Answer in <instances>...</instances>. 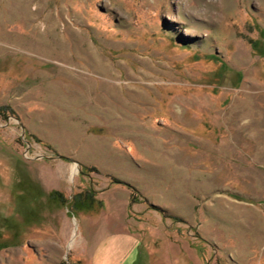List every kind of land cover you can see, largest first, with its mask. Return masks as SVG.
I'll list each match as a JSON object with an SVG mask.
<instances>
[{
    "label": "rangeland",
    "instance_id": "obj_1",
    "mask_svg": "<svg viewBox=\"0 0 264 264\" xmlns=\"http://www.w3.org/2000/svg\"><path fill=\"white\" fill-rule=\"evenodd\" d=\"M263 134L264 0H0V264H264Z\"/></svg>",
    "mask_w": 264,
    "mask_h": 264
},
{
    "label": "crops",
    "instance_id": "obj_2",
    "mask_svg": "<svg viewBox=\"0 0 264 264\" xmlns=\"http://www.w3.org/2000/svg\"><path fill=\"white\" fill-rule=\"evenodd\" d=\"M138 228L124 223L115 230L104 229L89 255V264H150V252L145 247L149 243Z\"/></svg>",
    "mask_w": 264,
    "mask_h": 264
},
{
    "label": "trees",
    "instance_id": "obj_3",
    "mask_svg": "<svg viewBox=\"0 0 264 264\" xmlns=\"http://www.w3.org/2000/svg\"><path fill=\"white\" fill-rule=\"evenodd\" d=\"M117 182H119V181H117ZM85 197H87V198L85 199V201H87L88 203L85 204L84 201H83V202H80V203H81V206H85L86 208H89V209H90V208H93V203H94V201H95V198H94L93 196L89 195V194L86 195V196H84V198H85ZM59 200H60V199H59ZM63 200H64L65 203H68V200H67L66 198H64ZM74 201H75V200H74ZM74 201L71 203V207H72V209H73L72 212H73V213H76V212H79V209L76 208V206H75L76 204H75ZM133 201L135 202L136 200L133 198ZM94 204H95V203H94ZM86 208H84V209H86ZM82 210H83V209H82Z\"/></svg>",
    "mask_w": 264,
    "mask_h": 264
},
{
    "label": "bare ground",
    "instance_id": "obj_4",
    "mask_svg": "<svg viewBox=\"0 0 264 264\" xmlns=\"http://www.w3.org/2000/svg\"><path fill=\"white\" fill-rule=\"evenodd\" d=\"M241 59V58H240ZM251 110V109H250ZM255 110V109H254ZM241 111V110H240ZM256 111V110H255ZM253 113V112H252ZM255 113V112H254ZM264 135V134H263Z\"/></svg>",
    "mask_w": 264,
    "mask_h": 264
}]
</instances>
